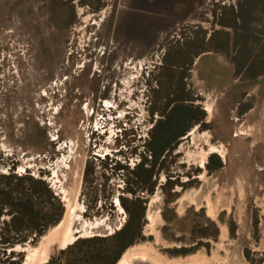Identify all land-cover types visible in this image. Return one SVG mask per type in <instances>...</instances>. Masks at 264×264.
<instances>
[{"label": "rangeland", "instance_id": "1", "mask_svg": "<svg viewBox=\"0 0 264 264\" xmlns=\"http://www.w3.org/2000/svg\"><path fill=\"white\" fill-rule=\"evenodd\" d=\"M139 1L0 0V264L34 260L68 201L74 230L99 223L45 264H248L264 243V0ZM20 176L61 207L37 237ZM122 202L141 220L119 252Z\"/></svg>", "mask_w": 264, "mask_h": 264}, {"label": "trees", "instance_id": "2", "mask_svg": "<svg viewBox=\"0 0 264 264\" xmlns=\"http://www.w3.org/2000/svg\"><path fill=\"white\" fill-rule=\"evenodd\" d=\"M143 164L144 162L141 160V162L135 167V169L132 170V173L135 175L136 181L138 180L136 170L140 169V167H142ZM218 166L220 167V164H218ZM19 179L21 181L24 179H29L31 185H29L27 189H24L23 187H21L18 190L19 197L15 203L16 212H17L18 217L15 218L14 221H19L20 224L27 222L30 228L33 229L34 234H36L35 237L40 236L45 231V229L48 228L50 225L58 223L60 219V215H61L60 204L57 202L56 207L58 208L59 214H57L54 217V219L45 217L44 214L42 215L41 213L43 211V209L41 208L43 207V204H45L43 200L47 201L48 199L49 201L50 199H54L50 189L48 188V185L44 181L40 179H33L30 176H20ZM127 191L131 194H134L131 191V189L127 188ZM133 203H140V201L136 200ZM122 206L125 208V210L129 214V219L126 222V224L121 228V230H119L117 233L114 234V236L116 235L115 237L116 239L119 238L120 236L126 235L125 241L121 244L119 252L122 251L127 246L131 245L133 241H135L136 238L139 236V228L135 230L134 224H136V227L137 226L140 227L139 220H141V219H138V221H134V219L130 217V213H129L132 210L131 209L129 210V207L124 205L123 202H122ZM40 213L42 216L41 218L40 217L38 218L37 215ZM27 214L33 217V219L30 218L28 221H26ZM0 240L2 244H9V245L11 244L10 242L11 239L8 238L7 236L2 237ZM15 240L18 242V241H22L26 239L25 238L21 239L20 237H18ZM254 240H255V243H259L260 239H258V237L256 236L254 237ZM2 252L5 253V251H2ZM4 253L2 254L4 255ZM243 256H244L245 261L248 264H264V243L261 245V248L256 251H251L248 248L245 249L243 251ZM115 258L114 259L116 262L118 257H115Z\"/></svg>", "mask_w": 264, "mask_h": 264}, {"label": "bare ground", "instance_id": "3", "mask_svg": "<svg viewBox=\"0 0 264 264\" xmlns=\"http://www.w3.org/2000/svg\"><path fill=\"white\" fill-rule=\"evenodd\" d=\"M217 151L218 150L216 147L210 146L208 152L206 151L207 153H205V155L203 156L202 162H204L209 154L217 153ZM71 206L74 207V203L73 205L71 204ZM77 207L78 205L76 206V208ZM67 208L68 210L64 221L51 234H49L48 237L42 239L38 250L35 251V259L33 260L32 258L25 264H45L49 260L52 250H60L66 248L76 241V234H79V232H81V234L84 233L86 235L89 229L95 228L98 225L99 222L89 223L86 221H80L78 223V228L74 230V228L71 226V224L73 223V218L69 215L71 211L70 201L67 202ZM137 256H139L140 260L144 259V257H150L149 254H139Z\"/></svg>", "mask_w": 264, "mask_h": 264}, {"label": "crops", "instance_id": "4", "mask_svg": "<svg viewBox=\"0 0 264 264\" xmlns=\"http://www.w3.org/2000/svg\"><path fill=\"white\" fill-rule=\"evenodd\" d=\"M202 55H206V54H202ZM202 62H204L203 65H202L203 68L201 70L202 77L205 80H207L208 78L211 77V74H214L213 73L214 71H217V69H215V68L218 66V64L217 63L213 64L214 62L210 58L209 59H205ZM214 78L216 80L214 81V83H211V84L214 85L215 88H218V87H221L222 85H224V81L225 80H226V85H227V80H228L229 76L226 75V74H223V72L219 73V74H218V72H215Z\"/></svg>", "mask_w": 264, "mask_h": 264}, {"label": "flooded vegetation", "instance_id": "5", "mask_svg": "<svg viewBox=\"0 0 264 264\" xmlns=\"http://www.w3.org/2000/svg\"><path fill=\"white\" fill-rule=\"evenodd\" d=\"M141 1V0H140ZM134 5V9L130 8L128 9L130 12H136V13H142L147 10V4L146 1L140 2ZM137 55H135L136 57ZM116 85V84H115Z\"/></svg>", "mask_w": 264, "mask_h": 264}]
</instances>
